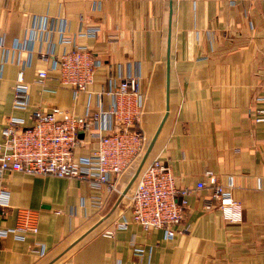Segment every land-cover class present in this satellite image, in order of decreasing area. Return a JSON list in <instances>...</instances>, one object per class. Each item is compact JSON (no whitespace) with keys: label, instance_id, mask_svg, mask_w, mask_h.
<instances>
[{"label":"crops","instance_id":"0c3cea01","mask_svg":"<svg viewBox=\"0 0 264 264\" xmlns=\"http://www.w3.org/2000/svg\"><path fill=\"white\" fill-rule=\"evenodd\" d=\"M93 29L97 38L85 36ZM74 45L100 66L77 100L57 72L46 88L36 83ZM168 62L169 117L147 163L159 158L191 192L180 233L170 239L133 222L132 192L122 198L78 179L12 173L0 183V230L15 228L25 208L38 213L39 233L0 237V264H264V124L251 115L264 108V0H0V142L8 118L31 126L36 110L92 119L99 93L129 75L141 79V129L148 119L154 137L167 112ZM21 70L26 109L15 107ZM97 133L96 124L83 133L76 160L97 148ZM208 173L241 206V223L225 221L212 191L197 189Z\"/></svg>","mask_w":264,"mask_h":264},{"label":"built area","instance_id":"2783aa9c","mask_svg":"<svg viewBox=\"0 0 264 264\" xmlns=\"http://www.w3.org/2000/svg\"><path fill=\"white\" fill-rule=\"evenodd\" d=\"M50 33H53L52 29L46 32L47 37ZM98 34L99 29H93L85 36L97 38ZM40 57L43 61L49 59L46 54H40ZM99 67L89 48L74 45L57 56L49 70L39 71L36 83L46 88L50 72H57L61 84L70 87L77 100L81 94L88 92ZM140 81V77L129 75L99 93V109L92 119L79 118L73 112L59 107L34 111L31 126L8 118L0 142V183L7 174L22 173L37 177L78 179L97 190L122 194L119 186L125 172L144 156L147 149L146 136L141 129L144 98ZM29 91L25 73L21 70L15 86L16 108L28 107ZM106 99L111 102L108 110L103 107ZM251 115L256 124H264V108H255ZM95 124L99 133L92 135L98 142L97 148L90 156L76 160V150L82 144L80 134L92 132ZM206 177L208 181L198 183L197 189L212 191V199L225 221L241 223V206L233 201L215 174L208 173ZM190 194L188 189L177 188L171 169L156 158L145 165L135 183L131 196L132 221L147 231L164 230L173 239L180 233L175 228L181 225L186 216ZM207 208L210 209L211 205ZM16 216L15 228L0 230V237H7L9 233L18 236L38 235L39 218L36 211L20 208ZM106 235L112 237L113 233ZM135 253L137 256L143 255V251L138 249Z\"/></svg>","mask_w":264,"mask_h":264},{"label":"water","instance_id":"95a60500","mask_svg":"<svg viewBox=\"0 0 264 264\" xmlns=\"http://www.w3.org/2000/svg\"><path fill=\"white\" fill-rule=\"evenodd\" d=\"M169 69H170V62H168L167 106H166L167 107L166 108L167 112H166V114H165V116H164V118H163V120H162V122H161V124H160V126H159V128H158V130H157V132L155 134V136L153 137L149 147L147 148V151L145 152V154H144V156H143V158H142V160H141V162H140V164H139V166H138L133 178L131 179V181L129 182V184L127 185L125 190L123 191L122 198L126 197L129 194V192L131 191L132 187L137 182V180H138L143 168L145 167V165L147 164V162L149 160V157H150V155H151V153H152V151L154 149V146H155V144H156V142L158 140V137H159V135H160V133H161V131H162V129H163L168 117H169V112H170V104H169ZM80 138H83V133L80 134Z\"/></svg>","mask_w":264,"mask_h":264},{"label":"rangeland","instance_id":"374dc122","mask_svg":"<svg viewBox=\"0 0 264 264\" xmlns=\"http://www.w3.org/2000/svg\"><path fill=\"white\" fill-rule=\"evenodd\" d=\"M147 121H148V119L146 120V119H144L143 120V129H144V133H145V136H146V143H147V148L149 147V145H150V143H151V141H152V139H153V135H151V133H152V130H151V128L147 125ZM146 151H147V149H146ZM143 158V157H142ZM142 158H141V160H142ZM141 160H140V162H141ZM139 164L140 163H138V166H139ZM137 166V167H138ZM137 167L135 168V170H134V173H133V175L135 174V172H136V170H137ZM128 185V184H127ZM134 187H135V185L132 187V189H131V191L129 192V193H133V189H134Z\"/></svg>","mask_w":264,"mask_h":264}]
</instances>
